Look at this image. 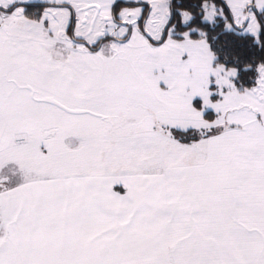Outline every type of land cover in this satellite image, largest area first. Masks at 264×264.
Segmentation results:
<instances>
[{
    "label": "snow or ice",
    "instance_id": "snow-or-ice-1",
    "mask_svg": "<svg viewBox=\"0 0 264 264\" xmlns=\"http://www.w3.org/2000/svg\"><path fill=\"white\" fill-rule=\"evenodd\" d=\"M0 264H264V0H0Z\"/></svg>",
    "mask_w": 264,
    "mask_h": 264
}]
</instances>
